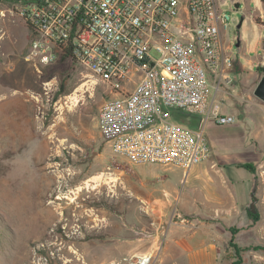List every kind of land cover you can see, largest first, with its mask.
Returning <instances> with one entry per match:
<instances>
[{
    "label": "rangeland",
    "instance_id": "rangeland-1",
    "mask_svg": "<svg viewBox=\"0 0 264 264\" xmlns=\"http://www.w3.org/2000/svg\"><path fill=\"white\" fill-rule=\"evenodd\" d=\"M216 1L229 17L223 38L231 46L234 70L257 74L258 66L264 67V28L257 21L264 16V0ZM12 2L0 0V264H77L73 249L82 264H141L146 258L148 264H176L160 257L171 237L161 235L151 246L143 241L156 224L113 194V172L131 164L114 153L98 126L107 88L76 63H58L40 73L26 62L30 32L21 6ZM177 121L199 127L195 116L183 113ZM218 138L224 143L228 135ZM227 145L222 154L210 149L208 158L228 162ZM252 201L244 211L251 228L240 239L239 229H230L221 264H264V210L257 204L251 213ZM44 213L55 218L45 229ZM19 220L30 236L27 229L20 232Z\"/></svg>",
    "mask_w": 264,
    "mask_h": 264
},
{
    "label": "built area",
    "instance_id": "built-area-1",
    "mask_svg": "<svg viewBox=\"0 0 264 264\" xmlns=\"http://www.w3.org/2000/svg\"><path fill=\"white\" fill-rule=\"evenodd\" d=\"M21 15L31 38L25 60L36 71L76 63L107 88L98 126L132 164L188 172L210 155L206 124L236 121L215 102L234 66L223 38L229 17L216 0H40Z\"/></svg>",
    "mask_w": 264,
    "mask_h": 264
},
{
    "label": "crops",
    "instance_id": "crops-1",
    "mask_svg": "<svg viewBox=\"0 0 264 264\" xmlns=\"http://www.w3.org/2000/svg\"><path fill=\"white\" fill-rule=\"evenodd\" d=\"M263 42L264 38V51ZM262 70L264 67L259 65L258 73L251 74L244 67L235 71L233 66L227 75L229 80L223 82L216 94L221 114L232 115L236 121L219 126L210 120L205 135L214 155L227 151L229 144L228 162L212 156L186 172L173 166L137 165L129 161L131 165L118 166L113 172L115 197L130 206L136 205L141 214L145 213L144 217L156 224L143 241L153 245L161 235L171 237L167 253H160L162 261L221 264L223 249L232 237L230 229H239L236 237L240 239L251 228V220L244 211L255 190L258 208L264 210V101L254 96ZM221 134L228 135L229 141L221 142ZM100 174L103 172L89 176L88 180ZM241 193L245 194V203ZM165 244L162 242V251Z\"/></svg>",
    "mask_w": 264,
    "mask_h": 264
},
{
    "label": "bare ground",
    "instance_id": "bare-ground-1",
    "mask_svg": "<svg viewBox=\"0 0 264 264\" xmlns=\"http://www.w3.org/2000/svg\"><path fill=\"white\" fill-rule=\"evenodd\" d=\"M4 195V194H3ZM6 195V194H5ZM5 195L3 196V199L5 200L6 198H5ZM8 197V196H7ZM9 198V197H8ZM6 203H5V201H4V205H5ZM7 205V204H6ZM7 207V206H6ZM42 217H43V222L45 223V227H41V228H43V229H45L46 227H48L50 224H51V222L55 219L54 217H53V215H51V214H49L48 215V213H44L43 215H42ZM82 217V216H81ZM95 219V218H94ZM20 221V220H19ZM19 224H20V226H23L22 228H20V232H24V229H27L26 231L29 233V236L31 235V233H30V228L29 227H25L24 226V224L22 223V221H20L19 222ZM51 226V225H50ZM23 229V230H22ZM67 245V244H66ZM67 248V247H66ZM75 248V247H74ZM72 249H73V247H72ZM71 250V249H70ZM71 252V251H70ZM69 252V253H70ZM72 254H74V256H75V262L77 263V264H82L83 263V257L76 251V250H72ZM148 257V256H147ZM28 258V257H27ZM140 260V259H139ZM148 261H149V258H146V259H144V260H142L141 259V264H148ZM74 262H72V264H73Z\"/></svg>",
    "mask_w": 264,
    "mask_h": 264
},
{
    "label": "water",
    "instance_id": "water-1",
    "mask_svg": "<svg viewBox=\"0 0 264 264\" xmlns=\"http://www.w3.org/2000/svg\"><path fill=\"white\" fill-rule=\"evenodd\" d=\"M0 21H1V16H0ZM254 96L261 100L264 101V75L262 76L261 80L259 81L258 85L256 86L254 90ZM258 200L255 198L253 194V201L250 205V212L255 214L257 212L256 205H257Z\"/></svg>",
    "mask_w": 264,
    "mask_h": 264
},
{
    "label": "trees",
    "instance_id": "trees-1",
    "mask_svg": "<svg viewBox=\"0 0 264 264\" xmlns=\"http://www.w3.org/2000/svg\"><path fill=\"white\" fill-rule=\"evenodd\" d=\"M13 2V4H15V5H19V6H24V5H26V4H35V3H38L40 0H12ZM257 21L259 22V24L260 25H263L262 24V22H261V20H260V18H257ZM28 30L30 31V29L28 28ZM263 46H264V42H263ZM58 63H62L61 61L60 62H58ZM57 63V64H58ZM64 63H67V62H64ZM261 75L263 76L264 75V71L262 70V73H261ZM62 88L64 89V85H62ZM184 112H182V111H174L173 112V114H174V117L176 118V119H178V116L180 115V114H183ZM184 115H186V117L187 118H189L190 117V115H188L187 113H184ZM180 120V119H179ZM249 169V168H248ZM256 214V213H255ZM232 233V232H231ZM233 236V235H232ZM232 238V237H231ZM231 240V239H230Z\"/></svg>",
    "mask_w": 264,
    "mask_h": 264
}]
</instances>
